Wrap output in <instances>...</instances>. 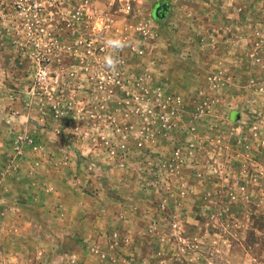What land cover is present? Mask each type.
Returning <instances> with one entry per match:
<instances>
[{
  "label": "rangeland",
  "instance_id": "374dc122",
  "mask_svg": "<svg viewBox=\"0 0 264 264\" xmlns=\"http://www.w3.org/2000/svg\"><path fill=\"white\" fill-rule=\"evenodd\" d=\"M54 2L0 0V264H264V0Z\"/></svg>",
  "mask_w": 264,
  "mask_h": 264
},
{
  "label": "built area",
  "instance_id": "2783aa9c",
  "mask_svg": "<svg viewBox=\"0 0 264 264\" xmlns=\"http://www.w3.org/2000/svg\"><path fill=\"white\" fill-rule=\"evenodd\" d=\"M18 0H13V2H17ZM19 6L22 7V9H29V11L31 12H37L38 10H41V8L43 9V7H45V5H49L56 1L58 2V0H19ZM55 3V2H54ZM53 3V4H54ZM130 10V5L126 4L123 8H122V12H128ZM30 14V13H29ZM37 14V13H36ZM34 14L35 18H31L32 20H34L33 22L38 23L37 19V15ZM31 20V22H32Z\"/></svg>",
  "mask_w": 264,
  "mask_h": 264
},
{
  "label": "water",
  "instance_id": "95a60500",
  "mask_svg": "<svg viewBox=\"0 0 264 264\" xmlns=\"http://www.w3.org/2000/svg\"><path fill=\"white\" fill-rule=\"evenodd\" d=\"M165 9H166V7H165V5H159L156 9H155V16L156 17H158V15H159V12L161 11V12H164L165 11ZM238 117V115H236L235 116V118H237Z\"/></svg>",
  "mask_w": 264,
  "mask_h": 264
},
{
  "label": "clouds",
  "instance_id": "9594fccd",
  "mask_svg": "<svg viewBox=\"0 0 264 264\" xmlns=\"http://www.w3.org/2000/svg\"><path fill=\"white\" fill-rule=\"evenodd\" d=\"M111 61H109V63H110Z\"/></svg>",
  "mask_w": 264,
  "mask_h": 264
},
{
  "label": "crops",
  "instance_id": "0c3cea01",
  "mask_svg": "<svg viewBox=\"0 0 264 264\" xmlns=\"http://www.w3.org/2000/svg\"><path fill=\"white\" fill-rule=\"evenodd\" d=\"M164 5V4H163Z\"/></svg>",
  "mask_w": 264,
  "mask_h": 264
}]
</instances>
